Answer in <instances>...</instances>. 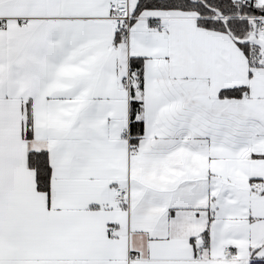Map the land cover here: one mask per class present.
<instances>
[{
    "label": "snow or ice",
    "instance_id": "6c2138e0",
    "mask_svg": "<svg viewBox=\"0 0 264 264\" xmlns=\"http://www.w3.org/2000/svg\"><path fill=\"white\" fill-rule=\"evenodd\" d=\"M0 264H264V0H0Z\"/></svg>",
    "mask_w": 264,
    "mask_h": 264
}]
</instances>
